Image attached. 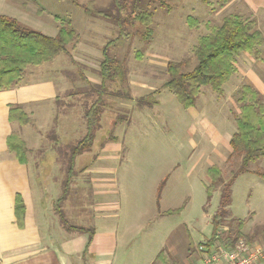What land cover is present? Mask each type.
Segmentation results:
<instances>
[{"label":"rangeland","instance_id":"obj_1","mask_svg":"<svg viewBox=\"0 0 264 264\" xmlns=\"http://www.w3.org/2000/svg\"><path fill=\"white\" fill-rule=\"evenodd\" d=\"M93 1L98 7H107L112 0ZM220 2L143 0L142 8L154 13L152 38L147 40L143 36L146 27L135 20L127 25L126 37L109 47L110 54L124 68L126 80L118 77L106 84L95 141L89 151L77 157L69 195L61 208L71 226L117 230L116 264H151L159 252H166L171 235L182 237L185 222L194 246L182 257L192 259L198 243L212 238L213 216L220 210L222 184L209 199L207 185L211 180L204 174L205 166L217 163L225 181L241 166V155L233 153L228 143L240 108L235 89H229L233 80L226 84L222 97L210 86H204L195 108L190 110L162 87L168 80V61L193 58L198 36L207 32L204 23L191 28L187 16L211 24L219 22L214 8L220 7ZM3 3L25 9L29 20H34L28 26L49 35L58 32L61 19L71 21L80 34L76 48L70 44L68 53L42 66L30 65L25 74L26 78L29 71H36L37 75L57 73L62 81L54 103L29 124L37 127V138L30 142L32 182L37 193L47 198L53 215L63 226L56 207L64 189L68 153L86 133L85 110L99 97L104 45L121 32L112 21L86 14L82 6L70 0H0V6ZM192 67L193 64L186 69ZM143 95L145 98L140 99ZM201 119L206 121V127ZM213 123L221 133L214 136L219 143L211 139ZM26 145L30 149L27 142ZM197 152L198 157L203 153L202 161L198 160L199 168L189 176L187 171ZM249 169L264 171V159L251 162ZM165 175L168 180L158 202V185ZM107 200L119 202V208L114 209L118 217L101 216L111 211L105 207ZM183 205L178 213L160 214L161 210ZM216 236L218 239L212 243L224 244L239 236L238 242L249 240L254 246H264L262 177L253 172L239 174ZM194 261L189 260V264Z\"/></svg>","mask_w":264,"mask_h":264},{"label":"trees","instance_id":"obj_2","mask_svg":"<svg viewBox=\"0 0 264 264\" xmlns=\"http://www.w3.org/2000/svg\"><path fill=\"white\" fill-rule=\"evenodd\" d=\"M73 4L82 6L84 12L91 16L108 19L115 23L120 34L117 38L107 42L103 48L99 85V97L85 110L86 133L72 145L67 158L66 180L63 193L57 200L56 211L62 216L61 221L66 230L88 233V246L94 239L95 227L71 226L64 219L61 204L68 198L72 178L75 175L76 159L79 155L89 151L93 146L96 131L100 127L101 104L103 102L106 84L113 81L126 80V73L118 59L111 55V43H118L127 34L126 27L133 21L145 25L143 36L150 40L153 36L154 13L142 8L143 0H112L107 7H98L90 0L81 4L80 0H70ZM207 1V0H205ZM227 2V0H223ZM188 25L193 28L201 23L205 24L207 32L198 36L193 46L192 56L183 60H169L167 63L168 80L162 85L175 95L185 109L195 107L204 86H210L219 97L224 95V85L238 72L236 57L241 52L255 53L263 41L260 30L256 29V22L245 18L238 12H232L223 17L220 24L201 21L193 15L187 16ZM80 41V34L72 27L71 21L61 19L56 35H49L33 27L21 23L17 18L0 13V90L20 85L25 78L27 67L42 66L56 60L62 53H68V47L76 48ZM141 57V53H137ZM193 59L195 61H193ZM191 69H186L192 65ZM143 95L140 99H144ZM148 97V96H147ZM240 111L236 116V131L233 133L230 145L233 153L241 155V166L232 172L228 181L224 180L223 171L219 165L208 168L210 182L207 194L210 199L213 191L221 185L220 210L213 216L214 233L210 244L217 238L216 233L223 223L227 207L232 201V186L242 172H253L264 179V171H250L249 164L264 159V99L261 93L252 85L243 83L238 90L236 99ZM11 121H17L21 126L33 122V118L21 105H13L10 109ZM9 149L13 151L23 163L28 161V147L19 131L14 130L8 137ZM166 179L158 187V196L164 187ZM20 201V196H18ZM178 208L164 211V214H175L183 209ZM231 240V241H229ZM239 236L229 238L224 244L234 246ZM249 242V240H248ZM191 243V248H193ZM194 250V249H192ZM157 260L168 262L163 251L157 255Z\"/></svg>","mask_w":264,"mask_h":264},{"label":"crops","instance_id":"obj_3","mask_svg":"<svg viewBox=\"0 0 264 264\" xmlns=\"http://www.w3.org/2000/svg\"><path fill=\"white\" fill-rule=\"evenodd\" d=\"M220 1L218 4L220 7L216 5L217 7L214 8L215 16L220 20L214 24H220L227 14L238 12L245 18L254 20L256 29L260 30L263 36V41L255 53L241 52L237 55L238 72L230 79L233 81H231L229 89H235V98L237 99L239 87L243 83H247L257 89L264 99V0H227L225 3L223 0ZM8 6L3 3L0 6V13L13 16L23 24L30 25L31 20L34 22L32 18L29 20L25 9ZM59 80L57 73L37 75L36 71H29L20 85L0 90V264H116L114 239L117 230L114 227L101 231L95 226L94 239L87 248L88 233L70 232L59 224L60 221L58 222L53 215L47 198L37 193L32 182L30 158L33 149L30 142L37 138L35 137L37 127L31 124L21 126L17 121L10 119L11 107L21 105L34 121H37L36 118L46 108H50L51 103L53 104L57 99L59 85L62 82ZM226 84L224 85L225 94ZM193 108L195 107L188 109ZM239 111L240 108L237 112ZM201 121L204 126L207 125L204 119ZM213 124L211 126L213 138H210L218 142L214 136L217 138L216 136L221 133L218 126ZM232 129L228 140L229 144L236 127L233 125ZM14 130L21 133L30 148L28 161L25 163L21 162L17 155L9 149L8 137ZM209 133L211 134V131ZM196 154L197 157H193L187 171L189 176L199 168L198 160L202 161L200 158L203 153L200 152L199 157L198 152ZM216 154L219 156V151ZM212 165L218 164L209 162V165L204 169V174L208 178L207 171ZM164 179H166L165 187L168 176L165 175L162 180ZM18 196H20V201L17 199ZM160 196H157L158 202ZM108 202L111 203V207ZM119 206L117 200H107L105 207L110 208L111 211L103 213L101 216L104 218L118 217V213L114 212V209ZM173 208H178V206L161 210L160 214L167 215L164 214V211ZM181 231L183 232L182 237L179 234L170 236L166 252L163 251L168 257V262L156 258L151 264L157 263V261H161L162 264H189V260L196 261L197 248L192 259L191 257H182L185 255L184 252L191 247V243L194 245V242L186 222ZM171 258L172 262H170Z\"/></svg>","mask_w":264,"mask_h":264},{"label":"built area","instance_id":"obj_4","mask_svg":"<svg viewBox=\"0 0 264 264\" xmlns=\"http://www.w3.org/2000/svg\"><path fill=\"white\" fill-rule=\"evenodd\" d=\"M196 248L194 264H264V246H254L244 240L237 242L234 247L201 241Z\"/></svg>","mask_w":264,"mask_h":264}]
</instances>
